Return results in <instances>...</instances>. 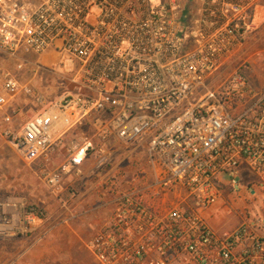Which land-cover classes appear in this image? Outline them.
Wrapping results in <instances>:
<instances>
[{
	"label": "built area",
	"instance_id": "built-area-1",
	"mask_svg": "<svg viewBox=\"0 0 264 264\" xmlns=\"http://www.w3.org/2000/svg\"><path fill=\"white\" fill-rule=\"evenodd\" d=\"M253 16L252 0H0V51L19 68L72 63L75 91L46 106L32 82L10 77L0 107L22 93L44 104L21 130L4 129L31 163L81 129L41 178L59 196L64 176L94 159L86 197L104 216L85 246L98 264H264L252 219L225 233L210 221L225 191L264 189V84L214 74ZM24 213L26 235L51 220L36 204ZM53 222L36 241L65 219Z\"/></svg>",
	"mask_w": 264,
	"mask_h": 264
},
{
	"label": "rangeland",
	"instance_id": "rangeland-1",
	"mask_svg": "<svg viewBox=\"0 0 264 264\" xmlns=\"http://www.w3.org/2000/svg\"><path fill=\"white\" fill-rule=\"evenodd\" d=\"M25 57L34 61L37 56L30 54ZM19 63L0 51V94H5L4 82L10 77H15L22 83L32 82L45 97L46 106L77 89L69 71L72 68L70 61H66L65 67L51 63L48 69L40 70L39 73H36L31 65L25 64L19 68ZM230 67L231 73L241 71L247 74L255 86L264 84V22L260 25L253 24L249 29L247 38L231 61ZM228 76L230 74H219L216 82L221 83ZM19 96L18 94L14 98ZM7 97L10 98L8 95ZM25 97L29 101L27 100L23 107L17 106L16 103L13 106L0 107V264L91 263L90 252L85 246L89 232L83 231L82 221L77 223V229L80 231L74 239L69 238L72 233L66 224L53 228L48 236L39 241H36V233L26 235L22 232L24 212L29 204H36L35 200L40 199L39 208L50 217L60 209L58 202L52 201L51 194L41 178V166L37 162L23 160L18 148L4 133V129L9 125L15 131L21 130L27 120L26 113L33 115L38 108L44 109V104L35 102V96L25 94ZM8 114L13 115L11 123L6 121ZM37 195L41 197L38 198ZM70 195L72 191L65 190L55 198L61 199L62 196L65 198ZM210 213V221L220 233L233 231L244 221L252 219L259 233L264 234V189L259 188L256 195H252L246 187L236 193L227 190L210 209ZM53 218L55 216L51 220ZM6 248H11V251H5Z\"/></svg>",
	"mask_w": 264,
	"mask_h": 264
},
{
	"label": "crops",
	"instance_id": "crops-1",
	"mask_svg": "<svg viewBox=\"0 0 264 264\" xmlns=\"http://www.w3.org/2000/svg\"><path fill=\"white\" fill-rule=\"evenodd\" d=\"M252 1L254 3V16L252 17L253 19L251 22V26L253 27V24L260 25L264 22V0H252ZM193 7H194V10H192ZM198 7H199V3L193 4L192 8L189 9L190 10L189 12L191 14L196 13V11L198 10ZM35 60H37V57H35ZM231 61L226 66L216 71L214 74H231V70H230ZM19 95L20 96L17 97L16 99L13 98L15 100L11 99L8 105L13 106L16 103L17 106L19 105L23 107L24 103H27L28 99L25 97L24 93L19 94ZM43 111L44 109L40 107L36 111H34L33 115H29V113H26L25 114L26 115L25 119H27L26 121L36 118ZM80 131L81 129L74 130V131L69 132L66 136H63L64 138L61 140L62 142L57 146V150L52 155V157L48 160H41L37 162V164L41 166L40 170L43 168H49V169L54 168L55 169V168H58V166L64 164L69 158V151H70V147L72 146L74 142V138H75L74 136H76ZM92 167H94V159L90 157L87 160H85V162L82 164L81 166L82 172L78 173L76 170H73L72 172H69L64 176V184H65L66 190L72 191V195L67 196L65 198H63L64 196H62L61 199L55 198V195H53L51 190L46 185L51 194L52 201L55 200L56 202H58V205L60 207L58 212H56L58 214L55 213L56 214L55 215L53 213L52 215L55 216V218L60 217V218L65 219V222L62 223V226L66 224V227L71 229L70 233L72 234L69 235V238L71 239H74L75 235L79 233L80 231L79 229H77L78 222L82 221L84 223L83 231L87 233L89 232V234H87V237L88 236L90 237L91 234H93V231L91 228L94 226V224H96V226L98 227L104 216V212L102 210H99V209H97L96 211L93 210L94 202L87 199L86 197V183L90 179L93 173ZM44 184L46 183L44 182ZM37 196L38 198L41 197V195H37ZM39 200L38 199L35 200V203L38 206H39L38 203L40 202ZM10 203L11 202H9V204ZM42 203H44V200ZM17 206L18 205H16V208ZM87 210H91V212L88 214ZM48 220L49 221L46 220V222H44L42 225L37 227L38 231L34 232L36 233V235H38L39 232L44 230L46 227H48V225H50L53 222V220H50V219ZM50 232L51 230L49 231L48 235L50 234ZM72 243H73L72 247H74L75 242L73 241ZM8 250L11 251V248L5 249V251H8ZM18 250H20V248H18ZM89 255L91 257L90 260L92 262L91 263L85 262V264H95V263L98 264L90 253Z\"/></svg>",
	"mask_w": 264,
	"mask_h": 264
}]
</instances>
